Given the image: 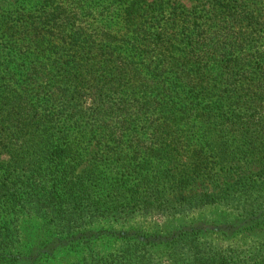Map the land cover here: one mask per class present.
<instances>
[{
	"label": "trees",
	"instance_id": "16d2710c",
	"mask_svg": "<svg viewBox=\"0 0 264 264\" xmlns=\"http://www.w3.org/2000/svg\"><path fill=\"white\" fill-rule=\"evenodd\" d=\"M204 1L21 0L0 20V264H264V29L247 0ZM252 155L209 199L212 229L253 244L169 212L168 190ZM139 217L162 233L101 227Z\"/></svg>",
	"mask_w": 264,
	"mask_h": 264
},
{
	"label": "rangeland",
	"instance_id": "374dc122",
	"mask_svg": "<svg viewBox=\"0 0 264 264\" xmlns=\"http://www.w3.org/2000/svg\"><path fill=\"white\" fill-rule=\"evenodd\" d=\"M182 4L185 9L190 10L194 6H200L202 3H205L204 0H176ZM249 4H251L252 8L255 10L256 16L258 17L260 23L262 24V28L264 29V0H247ZM21 0H0V20L4 16H14L15 13L21 9ZM211 140L216 141L215 137H212ZM226 143L228 145H232L233 142L231 139H226ZM232 149L228 148V153L230 154ZM210 160H214V154H210ZM216 163H212L213 166H217L216 168L211 169H201L199 172H196L194 177H196V181L192 184L191 190H187L182 193L180 198H188L187 201L181 200L177 201L174 199V193L171 190L167 191L165 196L166 200L170 199V213H175L176 210L180 212L185 210V217L191 221L195 222L196 225L202 227L211 228L208 234V239L213 241L215 244H222V246L233 248V246L239 245L241 247H247L253 244L254 239L243 237L241 233L230 234L228 236L223 235L220 231H214L212 228L217 226L219 222H222L223 218L222 211L224 209L219 208L215 205H212L209 199L216 198L225 191L229 185L236 183L240 176L247 172L248 175H254L259 171V167H255L257 165L258 159L252 156H246L244 159L237 158L234 163H227L228 160H223L220 158H216ZM217 163L221 164L218 166ZM91 167L89 160L84 161L81 167L79 168V173H84L87 169ZM169 168H172L170 166ZM195 170H189L192 172ZM194 199V200H193ZM205 200V201H200ZM172 202V203H171ZM226 215L228 218H233V213L231 209L226 211ZM163 220L157 218H148V217H139L134 219L130 223H126L123 225L113 223H105L104 226L101 227L105 230L113 229L117 232L128 230V228H136L141 232L147 233H162ZM116 226V227H115ZM256 245H258L256 243ZM120 247V243L117 240L111 239H103L97 245V249L101 252L103 256H109L113 251ZM160 249L156 251L159 252ZM241 250L239 249L238 252ZM80 250H72L70 253H63L62 256L56 258L53 262L47 261L42 264H75L78 259L81 257Z\"/></svg>",
	"mask_w": 264,
	"mask_h": 264
}]
</instances>
